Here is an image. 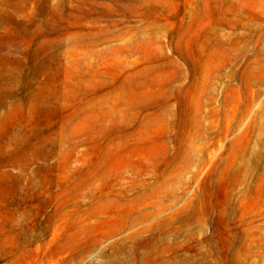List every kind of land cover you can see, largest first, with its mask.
<instances>
[{"label": "rangeland", "instance_id": "374dc122", "mask_svg": "<svg viewBox=\"0 0 264 264\" xmlns=\"http://www.w3.org/2000/svg\"><path fill=\"white\" fill-rule=\"evenodd\" d=\"M0 264H264V0H0Z\"/></svg>", "mask_w": 264, "mask_h": 264}]
</instances>
